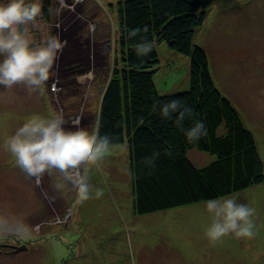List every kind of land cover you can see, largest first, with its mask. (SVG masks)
I'll return each mask as SVG.
<instances>
[{"label": "rangeland", "instance_id": "374dc122", "mask_svg": "<svg viewBox=\"0 0 264 264\" xmlns=\"http://www.w3.org/2000/svg\"><path fill=\"white\" fill-rule=\"evenodd\" d=\"M117 1L51 0L50 22L40 17L33 30L37 41L57 35L67 42L49 80L31 94L23 86L0 87V212L22 218L29 229L24 236L0 234V264H264V181L223 197L255 209L254 236L229 234L211 243L206 201L133 212L126 142L110 144L100 170L82 166L94 190L82 204L70 184L56 188L62 177L46 173L37 182L6 149V140L33 117L60 113L66 130L93 131L117 47ZM193 43L205 50L215 86L253 135L264 167V0H215ZM155 47L158 93L186 90L189 58L164 42ZM188 157L196 166L214 159L195 148ZM96 189L103 190L99 198ZM21 245L26 248L15 251Z\"/></svg>", "mask_w": 264, "mask_h": 264}, {"label": "trees", "instance_id": "16d2710c", "mask_svg": "<svg viewBox=\"0 0 264 264\" xmlns=\"http://www.w3.org/2000/svg\"><path fill=\"white\" fill-rule=\"evenodd\" d=\"M215 0H118L117 47L112 68L102 91L96 125L110 144L126 142L129 151L131 204L135 214L167 210L238 193L264 181V167L256 141L242 118L215 86L205 50L193 43L196 29L207 17ZM42 17L50 22L51 0H41ZM147 28L134 37L128 33ZM149 42L146 56L136 46ZM166 43L189 58L186 90L159 94L154 84L159 64L155 45ZM178 101L191 110L181 126L178 113L161 115V108ZM206 127V135L189 143L185 130L194 123ZM96 127V126H95ZM208 153L214 159L196 166L190 149ZM159 153L152 166L146 158Z\"/></svg>", "mask_w": 264, "mask_h": 264}, {"label": "clouds", "instance_id": "9594fccd", "mask_svg": "<svg viewBox=\"0 0 264 264\" xmlns=\"http://www.w3.org/2000/svg\"><path fill=\"white\" fill-rule=\"evenodd\" d=\"M42 17L41 0H7L0 4V87L12 89L23 86L30 94L36 92L49 80L51 70L66 46L57 35H47L37 41L34 29H39L38 18ZM147 28L134 29L128 36L134 37ZM153 49L149 42L136 46V53L146 56ZM176 116L177 126L185 118L191 117V110L182 108L178 101H171L161 108V115ZM78 125V122H76ZM63 115L56 113L51 119L33 117L19 127L9 137L5 146L16 158V164L27 176L40 179L46 173L62 177L57 189L70 184L76 194V203L82 204L92 197L93 188L88 177L83 174V165L101 169V162L110 146V138L99 134V125L89 131L75 127L66 130ZM206 135V127L201 122L194 123L185 130L189 143ZM159 153L146 158V166H152ZM103 195L102 189L95 190V196ZM205 208L211 214V224L205 230V237L215 243L221 238L234 234L237 238L254 236L253 215L255 209L238 203L234 198L209 199ZM28 226L22 218L7 212H0V234L24 236Z\"/></svg>", "mask_w": 264, "mask_h": 264}, {"label": "water", "instance_id": "95a60500", "mask_svg": "<svg viewBox=\"0 0 264 264\" xmlns=\"http://www.w3.org/2000/svg\"><path fill=\"white\" fill-rule=\"evenodd\" d=\"M26 248V245H21V246H15L14 249L15 251H19V250H22V249H25Z\"/></svg>", "mask_w": 264, "mask_h": 264}, {"label": "crops", "instance_id": "0c3cea01", "mask_svg": "<svg viewBox=\"0 0 264 264\" xmlns=\"http://www.w3.org/2000/svg\"><path fill=\"white\" fill-rule=\"evenodd\" d=\"M80 247L83 250H87L86 247L89 248V249H93L91 246H85V245H80ZM95 264H98V262H95Z\"/></svg>", "mask_w": 264, "mask_h": 264}]
</instances>
